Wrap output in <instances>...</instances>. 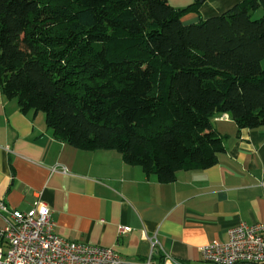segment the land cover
<instances>
[{
    "label": "trees",
    "instance_id": "16d2710c",
    "mask_svg": "<svg viewBox=\"0 0 264 264\" xmlns=\"http://www.w3.org/2000/svg\"><path fill=\"white\" fill-rule=\"evenodd\" d=\"M198 7L0 0L1 93L43 112L59 141L115 150L160 182L209 168L224 151L216 115L264 126V0L185 24Z\"/></svg>",
    "mask_w": 264,
    "mask_h": 264
},
{
    "label": "crops",
    "instance_id": "0c3cea01",
    "mask_svg": "<svg viewBox=\"0 0 264 264\" xmlns=\"http://www.w3.org/2000/svg\"><path fill=\"white\" fill-rule=\"evenodd\" d=\"M167 1L175 8L199 2L197 12L182 16L189 24L242 0ZM212 126L224 145L217 162L180 170L163 183L115 150L59 141L41 111L21 112L17 100L0 90V200L19 214L40 199L59 236L110 247L125 259L145 261L152 251L153 264L164 253L184 264H211L202 260V246L225 242L239 223L264 221V126L239 129L227 113L216 115ZM9 212L0 211V230L13 222Z\"/></svg>",
    "mask_w": 264,
    "mask_h": 264
},
{
    "label": "built area",
    "instance_id": "2783aa9c",
    "mask_svg": "<svg viewBox=\"0 0 264 264\" xmlns=\"http://www.w3.org/2000/svg\"><path fill=\"white\" fill-rule=\"evenodd\" d=\"M55 168H53L54 170ZM64 172L65 169L60 167ZM264 186V180L261 182ZM0 211L9 212L0 200ZM13 222L0 230V264H153L152 251L145 261L122 258L112 248L68 240L55 232L50 209L38 199L29 212H9ZM130 230L119 227V232ZM157 242L151 241V248ZM202 260L211 264H264V221L239 223L227 231L225 242H213L200 249ZM158 264H184L164 253Z\"/></svg>",
    "mask_w": 264,
    "mask_h": 264
},
{
    "label": "rangeland",
    "instance_id": "374dc122",
    "mask_svg": "<svg viewBox=\"0 0 264 264\" xmlns=\"http://www.w3.org/2000/svg\"><path fill=\"white\" fill-rule=\"evenodd\" d=\"M262 15V10L259 9L257 12H255L253 15H252V18H259L261 17ZM43 113V112H42ZM44 114V113H43Z\"/></svg>",
    "mask_w": 264,
    "mask_h": 264
},
{
    "label": "water",
    "instance_id": "95a60500",
    "mask_svg": "<svg viewBox=\"0 0 264 264\" xmlns=\"http://www.w3.org/2000/svg\"><path fill=\"white\" fill-rule=\"evenodd\" d=\"M200 1H203V0H200Z\"/></svg>",
    "mask_w": 264,
    "mask_h": 264
}]
</instances>
